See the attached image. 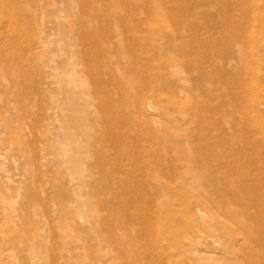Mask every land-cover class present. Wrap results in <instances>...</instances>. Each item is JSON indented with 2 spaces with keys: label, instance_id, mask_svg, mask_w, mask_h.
<instances>
[{
  "label": "rangeland",
  "instance_id": "rangeland-1",
  "mask_svg": "<svg viewBox=\"0 0 264 264\" xmlns=\"http://www.w3.org/2000/svg\"><path fill=\"white\" fill-rule=\"evenodd\" d=\"M0 264H264V0H0Z\"/></svg>",
  "mask_w": 264,
  "mask_h": 264
}]
</instances>
